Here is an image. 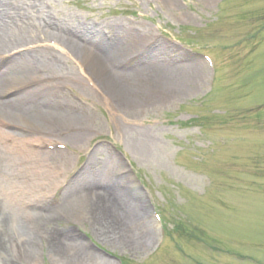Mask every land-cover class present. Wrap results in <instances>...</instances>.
Listing matches in <instances>:
<instances>
[{"label": "rangeland", "instance_id": "1", "mask_svg": "<svg viewBox=\"0 0 264 264\" xmlns=\"http://www.w3.org/2000/svg\"><path fill=\"white\" fill-rule=\"evenodd\" d=\"M14 1H11L14 6H22L20 2ZM211 3L213 11H207ZM42 11L60 20L59 23H63L68 30L74 26H85L97 31L102 41L100 45L110 44L101 36L102 32L108 35L115 32L117 49L109 53L111 55L115 51L117 54L123 45V48H128L134 46L133 42H140V47L147 48V53L151 52L153 45L170 47V57L174 61L187 59L190 52L186 49L189 47L211 59L213 77L207 82L206 67L200 63L202 67L199 69L204 78L198 80L203 83L201 87L197 80L188 81L192 78L193 70H198L196 64L177 71H172V65H163L159 73L170 77V80L158 79L157 83L149 81L148 86L151 85L150 90L156 89L154 91H146L143 84L146 83L145 77L141 74L143 71L131 74L133 79H127L124 87H119L126 91L133 90L125 95L128 101L131 100L129 105L113 100L128 122H115V126L120 125L116 130L108 122L106 130L133 163L134 170L146 186L141 195H148L159 207L165 218L163 222L166 229L163 233L165 238L160 241L155 225L139 220V226L149 233L143 235L140 243L130 238L124 241L113 240L109 243L111 248L106 249L114 250L112 252L118 256L130 253L131 257L123 259L124 264H264V0H44ZM27 14L30 17L33 15L30 11ZM134 14L135 17L130 16ZM34 22L36 25L39 23L36 18ZM112 23L116 25L113 27ZM49 34L50 37L45 38V41L57 40L58 46L46 48V58L49 60L51 56L49 61L58 60L56 66L62 71L64 68V73L70 71L75 74V65L82 64L88 73L97 77L103 88L104 76L95 72L98 71V65L96 61V65L93 64V57L89 59L93 54L98 55L92 52L91 44L83 41V38L82 41L78 38L74 40L79 45V56H74L79 59L76 61L67 54V45L63 46L60 30L54 28ZM50 44L53 46V43ZM59 47L65 50L63 55L62 51L58 52ZM96 47L103 50L101 46ZM82 48L86 50L81 52ZM143 56L146 57V54L134 59L127 56V61L133 64L143 59ZM99 60V66L105 69L104 63ZM151 60L155 61L149 58ZM36 62H30L31 68L27 73L36 74ZM128 63H125V67ZM105 66L107 68L106 63ZM54 71H48L49 75L45 71V78L48 79L44 82L34 79L35 82L31 83L38 87L44 83L47 94L43 93L46 98L41 102L50 106V112L55 111L47 99L56 103L55 91H63V85L72 83L69 74L63 76L59 71ZM16 75L19 77L21 74L19 72ZM135 76L144 81L136 82ZM111 77L109 75L107 78L109 88L116 85L118 80ZM205 83L207 91L194 104L199 88L201 91L206 89ZM7 84L5 87L8 88L14 85L11 82ZM84 89V86L79 87V90ZM105 91L113 97L112 92ZM67 100L70 99L67 97ZM96 107L97 104L94 105ZM58 117L53 120H58ZM18 126L21 124L18 123ZM55 127L66 131L68 126L63 124ZM94 129L97 131L99 127ZM3 132L0 129V171L9 159L11 167H7L5 173L9 172V176L14 174L17 180L18 172L13 168L18 166L24 172L28 167L33 176L40 170L49 173L54 166V156H28L26 144L29 145L33 140L18 132L17 136H5L9 139L7 141ZM95 153L89 159L88 170L83 178L91 174L96 183L107 188L112 197H125V193L119 191V183L111 180L118 166L120 169L124 166L116 162L110 168L111 161L100 154L101 149ZM99 156L100 159H97ZM56 169L54 175L63 173L60 166ZM125 180H122L123 183ZM31 189L25 185L13 187L8 184L3 187L0 184V202H8L11 192L17 191L15 193L17 197L23 198L24 205L34 204L25 197L27 190ZM77 193L78 189L73 192L70 190L51 216L58 217V211L70 212L74 215L71 220L75 230H90L97 244L103 247L102 242H109L105 240L111 239L114 233L109 230L103 234L99 226L98 232L96 216L90 209L73 204L72 201V206L68 208L67 200H71ZM49 196L51 194H47ZM59 200L53 199L49 203L55 204ZM130 205L135 208L134 204ZM26 215L21 213L22 220ZM4 216L1 221L4 224L9 220L14 221L21 230V241H26L24 228H21L17 220L6 212ZM116 216L122 217L125 213L119 209ZM65 220L66 217H61L46 226L47 235L50 237L49 231L59 233L60 229L65 230L69 223ZM34 224L33 227L39 225L38 221ZM74 228L71 231H75ZM128 233L131 236L138 235L129 229ZM5 234L10 237V230L7 229ZM34 239L37 240L36 237ZM74 240L79 242L80 247L86 248L81 243L84 241L82 237H75ZM5 242L9 244L11 241L0 239V249ZM156 243L157 252L149 253ZM171 244L175 250H172ZM65 255H56V252L48 250L47 244L45 247L41 244L35 260L28 264H67L65 260H71ZM13 263L24 264L21 261ZM0 264L6 263L0 259ZM70 264L109 262L94 258Z\"/></svg>", "mask_w": 264, "mask_h": 264}, {"label": "bare ground", "instance_id": "2", "mask_svg": "<svg viewBox=\"0 0 264 264\" xmlns=\"http://www.w3.org/2000/svg\"><path fill=\"white\" fill-rule=\"evenodd\" d=\"M161 1L166 2V0H161ZM0 10L2 11V14H0V52L7 51L9 46L13 44L19 45L22 43L23 44L28 43L33 46L34 38L31 35H29V33L27 34V32H29L27 28L29 26L33 28V25L28 23L24 19L23 13L20 12L19 14V15H22L23 17L22 21H18L17 18H15L12 15L13 14L12 12L18 13L19 10L13 11V9L9 5H7L4 1H0ZM45 21L46 22L44 23H46V25L44 23L42 24L44 27L43 29L44 35L49 34L50 31H52L54 28H57L61 32L60 37L63 38V43H65V45L68 46L69 50L74 53L75 51H78L77 45L73 39V35L76 34L75 32L69 31L65 27V25H63L62 23H59L60 22L59 20H53L49 16H46ZM19 30H22V32ZM112 36H113L112 41L110 42V44H106V45L105 44L100 45V42L102 41L100 40V38H98L99 36L97 35H92L90 38V40H92L93 42H98L97 45L101 46L104 50L103 54H101L102 59L96 54H93L89 57V59H92L93 57L94 59L93 61H96L99 69L102 72H105V70L104 71L102 70L103 67L99 66L97 60L100 59L99 61L103 63L105 61L106 63L111 62V64H113L115 61V59L111 57V54H109V53H112V51L117 48L116 46L117 40L115 38V32ZM19 64H25V65L21 66ZM19 64L17 65L18 67L16 69L12 70V74L20 72L21 74L20 77L21 76L25 77L26 75H28L26 73H27V70L30 69V62H28V60H25L24 62H19ZM36 65L38 69H40V68H43L44 64H43V61L39 59L37 60ZM178 69L179 68H173L172 71H177ZM160 70H162V67L143 69L139 71H145V73L142 76H144L145 80L147 81H152V82L157 83L158 79L161 81L163 78L170 80V77L161 75L159 73ZM107 78H109V75L105 76V78L102 80V84L107 82ZM193 79L196 80V78H193ZM186 88L187 87L185 86V89ZM112 93L115 94V96H118L119 93H123V91L122 92L112 91ZM122 99L125 100L126 98H122ZM33 106L36 107L37 109L41 108L39 105H36V103H34ZM88 184L93 185L90 182ZM84 187L85 188L84 189L82 188V190L79 191L77 195L72 197L71 200L70 199L67 200L66 204L69 208L72 206L70 204V201H72L73 204L81 205L82 207H85V209L87 210L90 209L91 213H94L96 216L95 219L97 222L96 225L98 228V232H99V227L103 234L109 230H112L113 233L116 235L121 234L120 239H123L127 236L128 229L135 231L136 234H140L139 236L149 235V233L143 231L141 227L139 226V219L136 216L140 213L138 211H137L138 214L136 213V210L139 209V204L137 202H134V201L131 202L132 204L135 205V208H134L132 207V205H130L129 203L130 201H128L127 203L125 202L126 198L122 199L124 198L123 196L118 197V198L108 196L107 198L104 199L103 196L99 194V192H95V190L91 191L88 186H84ZM119 191L125 192L126 190L124 188H119ZM101 207H104V209H102ZM119 209L123 210V212L125 213V216H122V217L116 216ZM0 210L3 212H6V214L10 215L11 218L16 219L18 224L21 226V228L22 229L24 228L23 231H24V235L26 236V241H23L22 243H19V244L10 245V249H11L10 252L12 253V256L14 257V259L17 260L15 261L17 263H19V261L22 262L21 259H18L14 255V250L16 249L17 246H19V249L17 250L18 256L23 257L25 255L24 256L25 261L33 262V257L36 254L35 252L36 242L38 243V240L34 239L35 237L34 233L37 232L38 234L40 230L46 231L45 230L47 229L46 226L50 225L48 218L44 217L43 216L44 213H42L40 215V225H38V227H33L32 225L24 224L21 221L22 219L21 213L23 212L27 213L30 211H26L24 205L22 204L15 205L12 199L10 203L8 202L0 203ZM0 215H2L1 212H0ZM36 221L39 222V220H36ZM117 229H119L118 232L115 231ZM49 234H50V237H49L50 242L47 243V248L49 251L56 252V255L58 254L59 256H62L66 254L65 256L68 257L74 263L84 262V260L91 261L93 258H95L89 251L80 247L78 242L69 240L67 237H63L62 235H60L58 232H55V231L54 233L49 231ZM4 237H5L4 227L0 226V239H4ZM85 254H87L88 256Z\"/></svg>", "mask_w": 264, "mask_h": 264}]
</instances>
